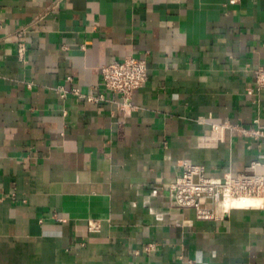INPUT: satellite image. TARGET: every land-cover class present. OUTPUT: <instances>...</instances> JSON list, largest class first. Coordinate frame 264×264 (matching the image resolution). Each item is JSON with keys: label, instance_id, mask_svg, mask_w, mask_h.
<instances>
[{"label": "crops", "instance_id": "1", "mask_svg": "<svg viewBox=\"0 0 264 264\" xmlns=\"http://www.w3.org/2000/svg\"><path fill=\"white\" fill-rule=\"evenodd\" d=\"M127 57L149 79L126 113L102 67ZM262 64L264 0H0V264H264V206L199 220L168 190L182 159H258L212 123L264 129Z\"/></svg>", "mask_w": 264, "mask_h": 264}, {"label": "built area", "instance_id": "2", "mask_svg": "<svg viewBox=\"0 0 264 264\" xmlns=\"http://www.w3.org/2000/svg\"><path fill=\"white\" fill-rule=\"evenodd\" d=\"M237 0H230L236 3ZM20 58L25 59L26 47L20 44L18 47ZM255 82L258 93H264V64L255 70ZM103 86L106 92L119 95L123 100L126 113L132 111L134 106L132 98L136 91L146 86L149 73L147 60L144 58L127 57L123 60H115L102 67ZM68 78V81H71ZM62 97H66L69 91L61 87ZM78 99L87 102H102L106 96L93 95L82 92L79 88L70 91ZM253 92V91H252ZM254 127L246 128L230 123H212L214 131L221 127L238 131L245 137L258 143L261 153L258 159L253 160L246 169L238 174L227 172L222 178H217L208 172L205 167L195 165L189 159L179 161V176L169 184V196L172 205L179 209L193 210L199 220H216L224 218L231 209L225 206L227 200L240 198L262 199L264 206V129L260 127V121H254ZM156 245H148L147 251L155 250ZM188 264H197L189 261Z\"/></svg>", "mask_w": 264, "mask_h": 264}, {"label": "bare ground", "instance_id": "3", "mask_svg": "<svg viewBox=\"0 0 264 264\" xmlns=\"http://www.w3.org/2000/svg\"><path fill=\"white\" fill-rule=\"evenodd\" d=\"M262 204V199L240 198L235 200H227L225 206L228 208H249L259 207Z\"/></svg>", "mask_w": 264, "mask_h": 264}]
</instances>
